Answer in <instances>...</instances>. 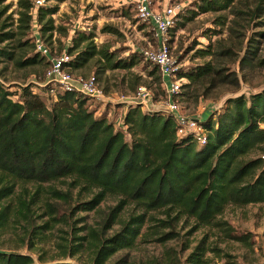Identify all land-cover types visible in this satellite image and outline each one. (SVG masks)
Masks as SVG:
<instances>
[{"label":"trees","instance_id":"obj_1","mask_svg":"<svg viewBox=\"0 0 264 264\" xmlns=\"http://www.w3.org/2000/svg\"><path fill=\"white\" fill-rule=\"evenodd\" d=\"M5 1L0 0V43L14 41L15 45L12 49L0 47V56L14 60L19 67L46 64L48 68L49 58L36 50L34 24L48 47L56 33L67 36L68 29L56 25L54 19L58 3L43 0L37 5L35 0H17V9L9 13L13 3L4 4ZM235 1L200 0L196 10L187 16L193 19L200 13L226 10ZM255 8L264 23V0ZM120 11L128 15L125 7ZM102 31L117 33L118 29L105 25ZM73 35L71 44L59 52L69 55L65 65L71 72L88 66L96 57L106 69H130L144 59L139 51L119 57L117 50L106 45L99 47L91 29H76ZM259 35L264 36V31ZM253 41L255 44H248L239 60L241 69L255 66L258 60L259 41ZM28 44L35 51L33 55L17 57L15 50L24 51ZM230 51H216L208 44L198 54L217 58ZM146 62L158 72L155 79L163 88L158 67ZM178 76L191 83L210 78L213 86L231 82L240 85L236 71L212 60L189 70L180 68ZM191 83L183 86L190 87ZM37 86L33 82L12 91L0 80V232L12 216L29 223L32 206L43 200L55 218L56 206L41 195L47 192L50 195L46 197L69 201L72 189L80 187L89 198L78 202L75 208L79 211L96 209L108 196L120 198L105 218L104 227L114 225L127 204H135L141 212L109 237L99 229L89 231L86 243V235L75 237L78 243L66 244L73 248L72 255L85 252L87 244L93 263L105 264L120 250L133 247L147 222L155 221L150 234H158L156 240L165 243L180 236L176 227L181 221H191L189 234L201 227H208L213 233L206 232L193 247L189 242L180 250L167 247L162 264H209L212 258L224 260V264H238L221 244L252 246L251 236L238 232L222 215L229 205L264 203V89L228 98L220 110L201 121L207 129V141L201 144L193 133L179 135L178 123L171 113L144 110L143 104L136 103L128 107L118 125L107 112L96 113L89 103L91 97L58 91L52 96L53 102L47 103ZM65 179H70L68 191L50 184ZM26 183H32L34 191L22 186L25 194L16 193L18 185ZM157 211L164 212L165 218L156 217ZM166 228L170 230L163 232ZM190 248L187 255H182ZM43 255H39L41 264H74L64 258L49 260ZM0 264L37 263L30 254L0 248ZM114 264H127L126 258Z\"/></svg>","mask_w":264,"mask_h":264},{"label":"rangeland","instance_id":"obj_2","mask_svg":"<svg viewBox=\"0 0 264 264\" xmlns=\"http://www.w3.org/2000/svg\"><path fill=\"white\" fill-rule=\"evenodd\" d=\"M131 1L135 3L130 7L128 5ZM150 1L151 7L155 10H161L168 4L181 6L177 13L176 26L170 33L171 50L181 68L189 70L196 64L212 60L216 65L236 71L240 77V85L231 82L213 86L210 78L194 83H191L189 79L182 81V85L191 83L190 87L182 86L181 92L177 95L184 117L204 115L201 121H206L212 111L220 110L224 106L228 98L241 93L248 95L264 89V36L259 35L260 31H264V23L263 17L256 15L255 8L260 0H236L231 8L200 13L193 19H189L190 16L187 15H191V11L196 10L200 0ZM6 3H13L9 13L17 9V0H6L4 4ZM48 3H58L59 11L54 15L56 25L68 29L67 36L56 33L52 45H49L52 52L56 54L66 50L65 48L71 44L76 29H91L96 33L95 43L99 47L106 45L111 50H117L119 57L136 53L146 46V39L152 38L151 27L137 16V0H49ZM122 7L126 8L128 15L121 14ZM14 15L17 17V14ZM105 25L117 28L118 32H103L102 28ZM253 39L259 41L256 43L260 47L258 60H255V66L241 69L239 60L244 55L248 44H255ZM208 44H212L216 51L228 48L231 51L217 58L210 55L200 56L198 51L206 49ZM4 45L12 49L15 42L0 43V47ZM30 45L28 44L24 51L16 49L17 57L33 55L35 51L33 52ZM139 56L142 58L140 54ZM46 66V64H38L19 67L14 60L0 56V80L12 91H19L23 85L43 80ZM72 72L83 76L97 74L98 85L104 90L105 96L91 98L89 103L97 114L107 112L109 118L117 120L118 125L122 124L128 107L139 101L135 98L138 87L146 86L150 90L151 100L154 103V108H151L154 110L161 109L160 105L165 98L162 86L159 87L155 79L158 72L144 59L139 65L130 69H106L105 63L98 61L96 57L88 66ZM38 85L36 89L46 102L52 103V96L47 93V89H44L43 84ZM143 109L148 110L146 106H143ZM69 181L70 179L58 180L50 184L62 191H68L67 182ZM22 186L27 187L30 192L35 189L32 183L19 184L16 193L25 194L22 192ZM49 195L45 192L41 196L56 206L55 218L49 214L44 200L32 206V217L29 223L24 218L12 216L8 225L0 232V248L30 254L37 264H41L40 254H44L43 256L48 257L49 260L64 258L65 261L74 264H94L93 254L87 249V244H85V252L75 255L71 254L74 251L73 248L66 247V244L69 246L78 243L75 237L80 235H86L88 239H85V243L88 242L90 238L88 233L92 229L102 230L103 235L109 237L121 229L122 223L141 212L135 204H127L122 209L118 221L107 228L103 226L104 220L111 208L119 203V197L108 196L96 209L83 212L75 207L78 202L87 200L89 196H86L85 190H81L80 187L72 189V198L69 201L46 197ZM154 215L165 218L162 211L154 212ZM222 217L228 220L238 232L250 233L252 246H245L238 242H225L221 246H226L230 250L238 264H264V203L246 206L229 205ZM152 224H155V221L145 224L133 247L120 250L105 264H114L121 258H126L127 264H155L156 261L162 264L167 247H176L180 250L186 242L193 247L206 232L213 233L208 227H201L193 234H189L192 222L181 221L176 227L180 236L162 243L156 240L158 234H150ZM41 225L43 227H40ZM169 230L166 228L163 232ZM190 251L191 248L182 255H187ZM224 262V260L212 258L209 264H224Z\"/></svg>","mask_w":264,"mask_h":264},{"label":"built area","instance_id":"obj_3","mask_svg":"<svg viewBox=\"0 0 264 264\" xmlns=\"http://www.w3.org/2000/svg\"><path fill=\"white\" fill-rule=\"evenodd\" d=\"M36 4H41L43 0H35ZM181 6L179 4H168L161 10L151 7L150 0H137V16L151 27L153 38L147 40L146 46L139 49L144 59L156 65L162 77V85L165 91L164 101L161 103V111L174 115L178 123L179 135L193 133L199 143L207 141V129L202 125L200 117H184L182 107L177 99L181 92L182 81L185 77H179L178 71L180 63L172 53L170 43V31L178 20L177 13ZM34 35L36 37V50L47 56L50 65L45 71L44 79L34 82L47 88V93L54 96L58 91L77 92L91 98H104L105 92L98 85V78L95 73L89 76L77 75L71 72L65 63L70 59L67 52L61 54L52 53L50 48L45 45L39 35L37 24H34ZM135 98L136 103L144 104L148 110L154 111L151 107L152 95L146 86L138 87ZM213 112V111H212Z\"/></svg>","mask_w":264,"mask_h":264},{"label":"crops","instance_id":"obj_4","mask_svg":"<svg viewBox=\"0 0 264 264\" xmlns=\"http://www.w3.org/2000/svg\"><path fill=\"white\" fill-rule=\"evenodd\" d=\"M131 2H132V1H131ZM153 108H154V107H153ZM153 108H152V109H153ZM147 109H148V108H147ZM153 110H154V109H153ZM203 116H204V115H203Z\"/></svg>","mask_w":264,"mask_h":264}]
</instances>
